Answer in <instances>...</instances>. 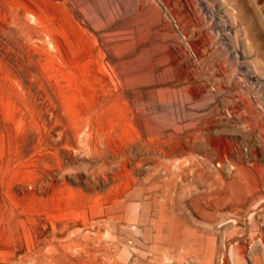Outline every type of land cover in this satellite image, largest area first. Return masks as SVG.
Returning <instances> with one entry per match:
<instances>
[{"label": "rangeland", "instance_id": "obj_1", "mask_svg": "<svg viewBox=\"0 0 264 264\" xmlns=\"http://www.w3.org/2000/svg\"><path fill=\"white\" fill-rule=\"evenodd\" d=\"M228 1L0 0V264H264V0Z\"/></svg>", "mask_w": 264, "mask_h": 264}, {"label": "bare ground", "instance_id": "obj_2", "mask_svg": "<svg viewBox=\"0 0 264 264\" xmlns=\"http://www.w3.org/2000/svg\"><path fill=\"white\" fill-rule=\"evenodd\" d=\"M224 1H225V0H224ZM226 1H227V0H226ZM231 1H232V0H231ZM231 1H228V2H231ZM236 1H237V0H236ZM236 1H235V2H236ZM246 1H247V0H246ZM226 3H227V2H226ZM230 4H233V2L230 3ZM237 4H238V2H237ZM237 4H236V5H237ZM228 5H229V3H228ZM242 5H244V4H242ZM238 6L240 7V5H238ZM236 7H237V6H236ZM229 8H230V7H229ZM241 8H243V7H241ZM241 8H239V9H241ZM232 9L234 10L235 8H232ZM232 9H231V10H232ZM231 10H229V11H231ZM233 10H232V12H233ZM235 11H236V10H235ZM237 13H238V12H235V13H233V14L237 15ZM230 15H231V14H230ZM238 15H239V14H238ZM238 15H237V16H238ZM241 15H242V14H240V17H242ZM244 16H245V15H244ZM234 18H236V16H235ZM250 18H251V17H250ZM238 19H240V18L237 17V20H238ZM245 19H246V18H245ZM245 19H244V18H243V19L241 18V20H245ZM254 19H255V18H254ZM255 20H256V19H255ZM235 21H236V19H235ZM246 21H247V20H246ZM243 22H244V21H243ZM238 23H239V22H238ZM241 23H242V21H241ZM247 23H248V22H247ZM249 23H250V20H249ZM249 23H248V24H249ZM258 23H259V21H258ZM258 23H257V24H258ZM244 24H246V23H244ZM257 24H256V26H257ZM241 25H242V24H241ZM246 25H247V24H246ZM248 27H252V26H249V25H248ZM252 28H253V27H252ZM252 28H251V29H252ZM256 28H257V27H256ZM242 29H243V28H242ZM240 30H241V29H240ZM239 32H241V31H239ZM237 34H238V33H237ZM94 142H95V141H94ZM102 142H103V141H102ZM193 145H194V144H193ZM185 152H186V151H185ZM194 159H195V158H194ZM263 207H264V206H263ZM135 210H136V209H135ZM259 231H260V230H259ZM260 232H261V231H260ZM243 234H244V233H243ZM260 234H261V233H260ZM262 236H263V235H262ZM260 240H261V237H260ZM262 240H263V239H262ZM263 242H264V241H263Z\"/></svg>", "mask_w": 264, "mask_h": 264}]
</instances>
